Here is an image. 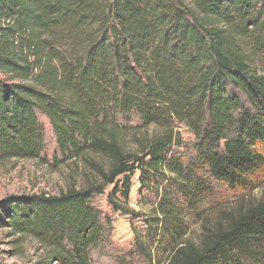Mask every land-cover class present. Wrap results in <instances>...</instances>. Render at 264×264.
<instances>
[{
    "label": "trees",
    "instance_id": "16d2710c",
    "mask_svg": "<svg viewBox=\"0 0 264 264\" xmlns=\"http://www.w3.org/2000/svg\"><path fill=\"white\" fill-rule=\"evenodd\" d=\"M41 117L57 153L99 183L0 200V228L41 250L31 264H92L109 236L92 199L111 185L113 209L139 217L135 171L140 187L163 178L189 203L206 174L247 189L264 171V0H0V162L43 159ZM179 124L194 136L186 162ZM160 199L165 264H233L264 241V194L200 247Z\"/></svg>",
    "mask_w": 264,
    "mask_h": 264
},
{
    "label": "rangeland",
    "instance_id": "374dc122",
    "mask_svg": "<svg viewBox=\"0 0 264 264\" xmlns=\"http://www.w3.org/2000/svg\"><path fill=\"white\" fill-rule=\"evenodd\" d=\"M245 103V100H242ZM45 133L43 159H12L0 162V200L9 196H27L45 193L57 195L69 187L80 188L89 182L99 183L94 173L87 169L80 159L65 160L57 153L48 121L40 118ZM182 144L177 148L181 158L188 161L194 153V136L183 125H177ZM202 176V175H201ZM205 178L206 192L194 203H189L185 195L175 185L163 178H154L140 187L138 172L131 176V189L127 205L128 211L139 217L116 211L103 193L93 197L94 206L101 216L109 221L108 241L90 251L92 264H165L172 236L158 229L155 213L161 203L160 192L167 191L168 199L182 219L185 235L181 241L200 247L206 234L218 228L227 227L248 206L255 204L264 194V171L255 173L247 189L228 188L220 181ZM118 197V194H116ZM121 199V198H119ZM154 221V222H153ZM7 228H0V264H31L41 253L38 246L26 239L16 241ZM180 239L178 242H181ZM233 264H264V241L252 249L248 255L233 253Z\"/></svg>",
    "mask_w": 264,
    "mask_h": 264
}]
</instances>
